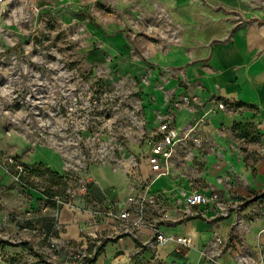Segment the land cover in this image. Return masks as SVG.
Wrapping results in <instances>:
<instances>
[{
    "label": "crops",
    "instance_id": "0c3cea01",
    "mask_svg": "<svg viewBox=\"0 0 264 264\" xmlns=\"http://www.w3.org/2000/svg\"><path fill=\"white\" fill-rule=\"evenodd\" d=\"M47 1L64 22L78 26L82 58L95 73L138 82L146 137L172 150L169 173L152 184L155 217L162 219L161 231L192 242L186 254L176 243L139 252L153 237L143 228L138 239L107 242L94 264H245L228 239L238 215L247 212L239 207L264 196V8L256 0ZM164 122L169 129L160 132ZM9 157L31 172L44 166L59 176L63 160L47 145L0 137V227L21 233L19 225L34 220L43 196L14 181ZM151 174L146 159L121 172L92 169L88 200L59 208L61 245L86 248L91 236L114 229L112 219H93L92 203H125L141 193ZM193 192L218 194L228 215L210 207L204 216H190L186 198ZM51 222L41 221L52 233ZM252 224L247 237L254 245ZM258 236H264V225ZM41 244L18 248L24 255L13 264L36 262L43 250L50 254ZM258 253L264 264V252Z\"/></svg>",
    "mask_w": 264,
    "mask_h": 264
},
{
    "label": "rangeland",
    "instance_id": "374dc122",
    "mask_svg": "<svg viewBox=\"0 0 264 264\" xmlns=\"http://www.w3.org/2000/svg\"><path fill=\"white\" fill-rule=\"evenodd\" d=\"M255 4L264 8V0ZM59 10L51 11L47 0H0V137L47 145L63 160L62 176L42 166L22 179L43 196L26 232L40 244L37 230L49 232L43 224H53L59 200H88L92 169L121 172L132 159L140 167L147 150L138 82L95 73L82 58L78 26L64 22ZM239 210L247 212L238 215L227 239L245 264H260L264 196ZM251 222L257 228L254 245L247 237Z\"/></svg>",
    "mask_w": 264,
    "mask_h": 264
},
{
    "label": "built area",
    "instance_id": "2783aa9c",
    "mask_svg": "<svg viewBox=\"0 0 264 264\" xmlns=\"http://www.w3.org/2000/svg\"><path fill=\"white\" fill-rule=\"evenodd\" d=\"M220 109H224L225 105L220 104ZM169 129L167 122L162 123L160 126V132H165ZM172 157V150L166 148L161 142L155 140V136L147 138V150L145 159L148 162L151 176L143 184V190L140 194H132L127 197L125 203L119 201H112L108 205L92 203V215L95 221H106L112 219L114 229H110L104 233L91 236L89 245L86 248L83 247H71L62 246L61 239L58 238L59 224L57 223L59 208L62 206L73 207L74 202L62 203L59 200L60 207L55 211L54 228L51 232L38 231V236L41 237L44 243V248L49 249L50 254H45L43 250L40 252L38 261L30 262L31 264H94L96 258L100 255L102 248L109 241L119 240L124 237H131L134 239L139 238V232L143 228H149L153 231V237L138 247L139 252L153 251L155 252L160 246H167L171 243L178 245L177 251H181L186 254V250L191 248V239L188 237H177L174 235H168L161 231L160 225L162 219L155 217V207L157 206V195L152 192L153 181L159 179L169 173V164ZM134 169L139 168L138 164L131 160ZM8 169L17 184H23L22 179L30 173V168L22 161H19L15 157H9L7 159ZM12 168V173L9 167ZM81 187L85 188L84 179L80 181ZM186 206L189 209L190 216H204L205 210L210 207L218 209L221 216H227L228 210L220 203V197L218 194L206 195L202 192H193L186 198ZM48 208L44 206L43 212L46 213ZM193 211V212H191ZM12 216L7 218L8 222H12ZM28 222V224H27ZM32 224V219L24 220L19 225L18 231L21 233L8 232L4 226L0 227V261L7 264H13V260L20 255H24L22 252H18L17 249L23 247L25 244H29L31 239L26 237L27 228ZM24 233V234H23ZM11 248L13 251H8ZM27 255V254H26ZM264 260V256H263ZM51 261V262H50ZM52 261H55L52 263Z\"/></svg>",
    "mask_w": 264,
    "mask_h": 264
}]
</instances>
